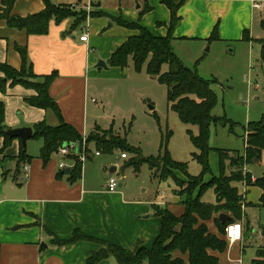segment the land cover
<instances>
[{
  "label": "crops",
  "instance_id": "obj_1",
  "mask_svg": "<svg viewBox=\"0 0 264 264\" xmlns=\"http://www.w3.org/2000/svg\"><path fill=\"white\" fill-rule=\"evenodd\" d=\"M51 1L88 13L102 12L106 16L88 17L83 25L73 30H70V19L60 23L51 20L45 35H28L0 19V63L19 69L21 59L14 48L19 45L26 47L34 74L44 76L56 72L49 95L56 102L62 119L82 137H86L98 126L100 116L105 115L104 108L97 104L96 98L101 95L98 81L107 75L118 74V68L109 67L107 59L129 36L137 34V30L116 24L113 18L128 23L139 22L152 35L164 37L167 35L170 11L160 0ZM96 3H100V6L91 5ZM254 3L260 4V8H255ZM145 4L150 9L140 16L139 11ZM43 9L42 0H16L11 15L24 17ZM177 15L179 20L172 30L171 45L182 63L185 62L186 66L198 65L207 44L210 45L209 50L213 49L224 57L226 53H231L239 59L246 51L248 62L259 60L260 82L264 86V46L261 42L264 37L261 27L264 0H185ZM214 27L219 39L209 41ZM245 32L249 40L243 39ZM83 34H87L86 41H80ZM99 60L106 67H97ZM8 84L4 92L0 91V102L6 106L14 102L26 117L7 125L4 114L7 129H32L34 123L43 119L52 125L57 123L52 112L24 102L23 97L33 95L34 90ZM253 88L257 91L262 89L258 83ZM263 92L260 93L262 98ZM30 140L33 139H28L25 146L26 153L31 156L27 162L28 170L25 171L21 164L15 178L16 157L23 150L21 141L15 138L2 150L3 137H0V264H86L89 254L101 247L98 242L78 241L65 246L51 243L52 238L69 239L76 230L125 249H133L137 244L149 248L161 228V220L154 215L153 206H165L175 216H180L184 211L185 195L175 193L171 202L163 204L154 198L132 196L126 188L107 191V179L120 173L115 160L119 158L124 161L127 158L122 159L120 155L115 159L103 158L102 153L95 155L97 151L93 148L95 151L87 160L95 157V163H88L84 169L82 167L81 179L71 184L66 177L57 178L56 175L60 162L71 168L72 160L53 154L44 165L38 157L41 143L28 151ZM208 162L211 173L217 175L219 162L216 152L209 153ZM209 178L210 175H206L204 181ZM118 180V184L124 187L119 177ZM241 191L245 198L242 240L227 245L222 253H213L220 264H239L238 252L252 235L253 226L246 210L247 206L259 208L257 204L261 190L256 186H241ZM206 225L211 233H218L213 219L207 221ZM258 238H262L260 233ZM262 239L261 243H264ZM182 257L184 264H188L186 255ZM96 264L117 262L113 257H108Z\"/></svg>",
  "mask_w": 264,
  "mask_h": 264
},
{
  "label": "trees",
  "instance_id": "obj_2",
  "mask_svg": "<svg viewBox=\"0 0 264 264\" xmlns=\"http://www.w3.org/2000/svg\"><path fill=\"white\" fill-rule=\"evenodd\" d=\"M16 0H1L0 19L5 20L10 27L24 30L28 35H45L51 20L60 23L64 19H70V30L83 25L88 17H103L102 12H86L83 9H74L65 4H54L51 0H42L44 9L38 13L27 16L11 15V9ZM170 11V20L167 35L154 36L140 25L139 22L128 23L120 18H113L116 24L128 29L137 30V34L129 36L126 41L118 46L107 59L109 67L124 69L131 60L134 69L139 71L145 65L146 73L157 79L166 88V101L169 109L174 111L179 120L197 127V133L187 130L191 144L195 151L191 157L200 165V172L189 175L186 171V162L175 161L166 149V142L161 138L160 149L162 155L158 158L143 157L139 149L127 144L125 137L113 131V128L101 129L96 126L85 138L87 153L89 143L100 153L111 154L114 150L122 153L130 152L134 157L126 164L133 166L137 172L141 164L146 163L152 176L156 179L171 178L174 184L181 188L176 193L185 195L184 211L180 216H175L166 207L153 206L154 215L161 220L160 232L149 248L137 244L133 249H125L111 242L96 239L81 233L73 232L69 239L52 238L51 243L57 246H65L78 241L98 242L101 247L89 254L86 264H96L103 259L113 257L117 264H184L182 256L186 255L188 264H220L219 259L213 253H222L227 247L225 239V227L233 222H242L244 218L243 207L245 205L244 192L241 186H256L261 190L257 206L264 208V175L255 177L251 181L249 166L257 163L264 152V113L258 120L249 121L244 127V150L240 154L235 150L215 149L218 155V174L213 175L210 170L208 155L212 151L209 145V132L212 123L218 119L212 114L217 102V96L211 88L214 80L202 78L196 66L190 68L182 63L175 54L172 42V30L179 20L177 11L185 0H160ZM150 7L145 4L139 11V15L146 13ZM108 16V15H107ZM264 31V21H261ZM216 27L213 28L208 40H218ZM244 40H249L247 32ZM264 46V37L261 40ZM21 59V66L15 69L6 63H0V91L4 92L9 86L21 85L34 90V94L24 97L28 105L50 111L55 116L57 123L49 124L45 119L32 125L33 140H40L41 146L38 157L46 165L53 154H57L58 148L63 144L81 142V134L61 116L60 110L49 95V87L56 72L44 76H37L32 70L25 46H14ZM163 65L166 71H161ZM4 104L0 102V137H3L5 149L15 139L6 135L4 124ZM79 150V149H78ZM75 151L68 160H72L73 166L66 174L65 169L59 170L56 177H66L69 183H75L81 179L82 163L78 160L79 151ZM231 153V156L229 154ZM31 160V156L25 150H21L16 157L15 178L18 176L21 164ZM228 160L229 164H226ZM230 165L232 166L231 169ZM179 171L189 180L188 185L175 175ZM210 175L209 180L204 177ZM210 188L215 196V203L209 204L201 200L202 193ZM225 213L229 220L220 223L218 215ZM213 219L218 230L213 234L208 230L206 222ZM259 233L264 238V223L259 227ZM178 254V255H176ZM252 264H264V244L257 248Z\"/></svg>",
  "mask_w": 264,
  "mask_h": 264
},
{
  "label": "rangeland",
  "instance_id": "obj_3",
  "mask_svg": "<svg viewBox=\"0 0 264 264\" xmlns=\"http://www.w3.org/2000/svg\"><path fill=\"white\" fill-rule=\"evenodd\" d=\"M209 47L210 45L207 44L204 48L206 52L196 65V70L202 78L215 81L210 85L217 96L212 114L218 120L210 126L211 152H216L217 148L235 150L242 154L245 125L249 121L258 120L264 113V98L260 97L262 89L264 90V86L260 82L259 65L261 64L259 60L248 62L246 51L243 57L237 59L236 54L226 53L224 57L215 53L213 49L209 50ZM194 66L188 67L193 68ZM197 66L200 67V72ZM166 69L167 66L163 65L161 71H166ZM117 72L116 76L114 74L107 75L97 83L101 92L99 98H96L97 104L105 110V115L99 118L98 126L101 129L112 127L114 132L125 137L127 144L139 149L143 157L158 158L161 156L160 143L163 138L171 158L175 161L186 162L187 173L192 176L197 175L201 168L191 157L195 148L187 133V130L190 129L193 134H196L197 127L182 123L177 114L169 109L165 86L146 73L145 65L137 71L130 60L126 68H118ZM255 83H258L262 89L254 90ZM249 87L251 88L248 90ZM257 96L260 99H257ZM4 111L7 125H12L26 117L14 102L7 106L4 104ZM20 112L22 114H18ZM82 138L85 141L86 137ZM40 143V140H30L28 151H32ZM88 146L91 147L89 157L95 150L92 143H89ZM120 153L122 151L114 150L111 154L102 153L101 157L115 159L119 157ZM125 154L127 155L126 160L123 161L119 158L115 160L120 168V173L114 176L119 177L120 182H123L124 185L117 190L126 188L132 196L154 198L155 201L163 204L171 202L172 196L181 188H178L169 177L154 178L146 163L141 164L139 170L135 172L133 166H126L134 154L130 152H125ZM57 157L63 158L60 155ZM87 159L83 163V169L88 163L94 164L96 160L95 157L91 161ZM226 164H229L228 160ZM231 167L230 165L229 169ZM249 169L255 177L264 175V152L260 161L250 165ZM174 173L182 181L183 186L190 183L188 179L181 176V172L174 171ZM201 200L209 204L215 203L213 191L210 188L206 189L201 195ZM247 208L246 214L253 228L251 229V238L246 240L245 247L238 252V260L241 261V264H252L257 248L264 244L261 243L263 239L258 238L259 227L264 223V208H249L248 206ZM226 263L230 264V262Z\"/></svg>",
  "mask_w": 264,
  "mask_h": 264
},
{
  "label": "built area",
  "instance_id": "obj_4",
  "mask_svg": "<svg viewBox=\"0 0 264 264\" xmlns=\"http://www.w3.org/2000/svg\"><path fill=\"white\" fill-rule=\"evenodd\" d=\"M253 6L255 8H260V4L258 3H254ZM87 40V34H83L82 36H80V41H86ZM82 143V144H81ZM81 144V145H80ZM86 142L84 141V138H82L81 142H75V143H70V144H63L62 146H60L58 148L57 154L60 155L63 158H69L71 155L75 154L74 152L79 151L78 153V160L82 163H84V161L88 158V154L87 153V148H86ZM99 152H95V155H98ZM120 157L122 159H126L127 155L125 153H121ZM59 170H64L67 168V165L64 164L63 162H60L58 165ZM23 169L25 171L28 170V165L27 163L23 164ZM255 178L254 176L251 174V181H253ZM118 178L111 175L107 181H106V189L109 192H114L115 190H117L118 187ZM225 239L227 241V244L230 245L232 243L235 242H240L242 240V224L241 222H233L228 224L225 227ZM238 263L241 264V261L238 260Z\"/></svg>",
  "mask_w": 264,
  "mask_h": 264
},
{
  "label": "water",
  "instance_id": "obj_5",
  "mask_svg": "<svg viewBox=\"0 0 264 264\" xmlns=\"http://www.w3.org/2000/svg\"><path fill=\"white\" fill-rule=\"evenodd\" d=\"M93 7H99L100 3L91 4ZM97 67H106V64L99 60ZM6 135L11 138H19L21 141L22 149L25 150L26 141L32 136V129L30 127H20V128H8L5 130ZM111 171V170H110ZM69 172V168L65 169V173ZM118 187H121V184H118ZM218 220L220 223H225L229 220V216L225 213H220L218 215Z\"/></svg>",
  "mask_w": 264,
  "mask_h": 264
}]
</instances>
